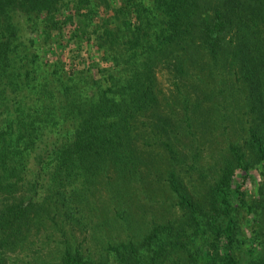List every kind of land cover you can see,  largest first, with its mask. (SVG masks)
<instances>
[{
  "label": "trees",
  "instance_id": "16d2710c",
  "mask_svg": "<svg viewBox=\"0 0 264 264\" xmlns=\"http://www.w3.org/2000/svg\"><path fill=\"white\" fill-rule=\"evenodd\" d=\"M101 2L0 0V264H264V0Z\"/></svg>",
  "mask_w": 264,
  "mask_h": 264
},
{
  "label": "rangeland",
  "instance_id": "374dc122",
  "mask_svg": "<svg viewBox=\"0 0 264 264\" xmlns=\"http://www.w3.org/2000/svg\"><path fill=\"white\" fill-rule=\"evenodd\" d=\"M96 1V3L98 4V6H102V0H94ZM109 1V0H107ZM118 4L117 0H110V5L116 6ZM101 11V10H100ZM102 12V11H101ZM13 21L16 24V26L19 27L20 31H21V35L23 36L24 34H29L28 31L26 32L27 29V22L29 23L28 19L26 20L24 13L21 11H15L14 12V16H13ZM30 35V34H29ZM27 36V35H26ZM31 36V35H30ZM38 46V44H37ZM35 46V47H37ZM63 50V48L61 49ZM38 56L40 57L41 60H51V54L42 51V49L40 51H38ZM61 56H64L67 54V50L64 49L62 52H60ZM158 77V82H159V86L162 89V92L164 95H166L167 97L172 95V85L170 84V82L168 81V79H166L165 74H161L160 72L157 73ZM225 123V122H223ZM211 131V138L210 142L211 144H207L202 143L200 146V156H201V160H199L200 164H205V161H209L210 158L213 155H216V150L218 149V147L220 145H222V143L224 142V136L226 134H228L230 132V128L228 127L227 130L225 131L223 128V124L219 123V124H214V127H212ZM214 158V157H213ZM255 178H250L249 180H247L244 185L242 186L243 188V193H244V198L246 200H250V199H254L255 192L257 191V186L259 183H262V194H264V176L257 172V170H255ZM163 195V194H161ZM99 198L97 199L98 202H101L102 200V192H100L98 194ZM159 197V195H158ZM158 197L152 198L154 201L153 202H148L146 204V208H144L145 210H142V208L136 207V204L141 203L140 200H136L134 202V208H131L132 210V215L133 212H135V218L139 217L142 221L139 223V221L137 220H133L130 222V227H129V232L135 233L138 229L136 228V222H138L141 226H144V224L149 223L148 220H160L161 218V200L158 201L156 203V200L159 199ZM151 199V198H150ZM168 202V201H167ZM163 204V203H162ZM158 205V206H156ZM169 208V206H168ZM170 209V208H169ZM254 217H256L257 223H255L256 225L259 226L258 228V234L257 237L260 238L261 240H264V206H255L254 207ZM238 219H239V228L242 230H249L250 224H248L247 222H245V218L244 215H242V213L240 215H238ZM129 226V225H128ZM246 228V229H245ZM106 229V228H105ZM104 230V229H103ZM104 233H106V231L104 230ZM125 235V231H123V228L120 232L119 237H123ZM79 238H81V235L79 234ZM86 238V237H85ZM35 242V241H34ZM88 244H86L85 240L83 241L82 245H89L90 241L87 242ZM92 244H90L91 246ZM37 243H33L29 249H27L28 251H26L31 260V264H32V260L33 257L36 258L34 255H37L35 252V249H37ZM38 250V249H37ZM47 247L46 249L44 248V250L42 249V251L39 253L40 255H43L46 253ZM21 252L17 253L19 258L15 260V257L11 256L9 263L11 262L12 264H19L18 262L20 261V259H22V255L20 254ZM16 254V255H17ZM39 255V256H40Z\"/></svg>",
  "mask_w": 264,
  "mask_h": 264
}]
</instances>
